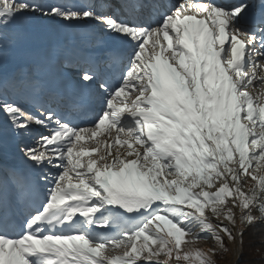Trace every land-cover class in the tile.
Returning a JSON list of instances; mask_svg holds the SVG:
<instances>
[{"label":"snow or ice","instance_id":"6c2138e0","mask_svg":"<svg viewBox=\"0 0 264 264\" xmlns=\"http://www.w3.org/2000/svg\"><path fill=\"white\" fill-rule=\"evenodd\" d=\"M123 8L0 0V73L6 30L33 17L92 23L126 50L78 68L91 115L0 75V165L11 139L25 169L0 175V264H216L182 244L226 250L239 220L242 247L264 224V0Z\"/></svg>","mask_w":264,"mask_h":264},{"label":"rangeland","instance_id":"374dc122","mask_svg":"<svg viewBox=\"0 0 264 264\" xmlns=\"http://www.w3.org/2000/svg\"><path fill=\"white\" fill-rule=\"evenodd\" d=\"M42 2L66 5H79L90 2L103 4L107 10L117 15L126 12L123 8L125 0H42ZM172 2H175V0H172ZM138 14L148 18L150 10L141 9L138 10ZM74 23L77 24L76 27L71 28L69 25ZM67 29H72L73 33L76 32V37L70 35ZM10 30L14 31L15 35L9 43V53L4 55L3 72L0 75L5 79L14 75L18 82L25 81L29 76L38 78L45 89L47 103L53 107L59 105L66 111L74 107H79L82 110L86 106L94 108V101L85 92L86 90L75 86L79 67L86 66L102 56L109 55L106 51L109 42L105 43L99 39L92 23H68L59 19L50 20L41 16L29 18L27 23L14 26ZM111 57L113 60L117 59L115 58L116 55ZM63 74L68 76L64 82L61 81ZM60 90H64L65 94L61 93ZM87 96L89 102L81 104ZM30 142L29 140L25 141V143ZM16 143V141L9 140L6 158L0 165L4 169L3 178L5 181L9 179V169H15L19 172L25 171L21 162L22 158L16 151ZM238 223L239 220L237 221V227L233 229V235L236 236L235 241H229L227 236H224L226 250L221 249L210 238L194 240L191 237L185 240L182 248L191 251L200 250L205 253H209L210 249H214L217 253L213 256L216 264H239L238 262L242 256L244 259L245 257L246 259H253L262 254L256 250L257 246L252 244L249 235L245 239V248L242 249L239 246L237 238ZM245 230H249V227H246Z\"/></svg>","mask_w":264,"mask_h":264},{"label":"trees","instance_id":"16d2710c","mask_svg":"<svg viewBox=\"0 0 264 264\" xmlns=\"http://www.w3.org/2000/svg\"><path fill=\"white\" fill-rule=\"evenodd\" d=\"M14 35H15L14 31L10 29L6 30V34H5V45L6 46L4 48V55H7L9 53V49H10L9 43H11ZM241 227L242 226L240 225V223H238L237 238H238L240 247H241V237L238 233L241 230ZM248 235H249L250 241L252 240L251 241L252 244H254V246H257L256 250L262 254H260L259 256H256L253 259H246V257L244 259L242 256L238 263L239 264H264V224L256 223L253 226L249 227V230L243 231L242 247H241L242 249L245 248V239H246V236Z\"/></svg>","mask_w":264,"mask_h":264},{"label":"bare ground","instance_id":"6f19581e","mask_svg":"<svg viewBox=\"0 0 264 264\" xmlns=\"http://www.w3.org/2000/svg\"><path fill=\"white\" fill-rule=\"evenodd\" d=\"M76 25L77 24H73V25H69L71 28H73V27H76ZM69 28V27H68ZM68 30V32H69V34L70 35H74L75 37H76V32L75 33H73V30L72 29H67ZM121 48H123L119 43H117V42H113V41H109V43L107 44V46H106V51L108 52V54L110 55V56H115V55H118L117 53H118V51L121 49ZM41 59V58H40ZM36 62V61H35ZM40 62V61H39ZM38 64V63H37ZM67 78H68V76L67 75H64L63 74V76L61 77V81H66L67 80ZM58 79V78H57ZM57 81V80H56ZM58 82V81H57ZM60 91H64V90H60ZM87 99H89V98H87ZM93 109V107H90V108H88V110H89V114L91 113V110ZM3 173H4V171L0 174V175H3Z\"/></svg>","mask_w":264,"mask_h":264}]
</instances>
